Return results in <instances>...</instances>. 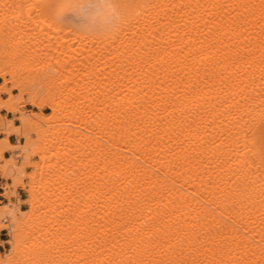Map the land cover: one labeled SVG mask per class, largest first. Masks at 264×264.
Returning <instances> with one entry per match:
<instances>
[{
	"label": "bare ground",
	"instance_id": "bare-ground-1",
	"mask_svg": "<svg viewBox=\"0 0 264 264\" xmlns=\"http://www.w3.org/2000/svg\"><path fill=\"white\" fill-rule=\"evenodd\" d=\"M0 78V264H264V0H0Z\"/></svg>",
	"mask_w": 264,
	"mask_h": 264
},
{
	"label": "rangeland",
	"instance_id": "rangeland-1",
	"mask_svg": "<svg viewBox=\"0 0 264 264\" xmlns=\"http://www.w3.org/2000/svg\"><path fill=\"white\" fill-rule=\"evenodd\" d=\"M38 36H40L39 38L40 39H38ZM36 37H37V39L38 40H41L42 41V46L44 47L45 46V48L47 49V47H48V49H47V51H46V49L45 48H43V49H41L40 51H38L39 52V56H38V58H35L36 60H38V61H36V60H31V61H33L32 62V65H31V72L30 73H27V72H22V70H19L18 71V73H21V74H23V77L27 80V79H29L30 81L32 80L33 81V83H35V85L33 86V87H35V88H37L38 90L40 89L41 90V88L42 87H40L41 85L38 83V81L37 80H34V79H36L35 77H36V74L33 76V74L35 73V69H37L40 65H41V63H44L45 61H47V60H49L50 58H53V57H57L58 55H56V53L57 54H59V57H60V55H62L61 57H63V55H64V58H66L67 56H69V55H71L72 54V49H73V46L72 45H70V47L71 48H69V46H65V48L67 47V48H69V49H63L61 52H59L60 50H58L57 49V52L56 51H53L54 50V48H52V46L55 44V43H52V46H46V44H45V38H43V37H45V36H41V34L40 35H36ZM44 39V40H43ZM38 40H36L37 42H38ZM67 44V43H66ZM65 44V45H66ZM44 49H45V51H44ZM41 51H42V53H41ZM50 51V52H49ZM56 52V53H55ZM63 52H65V54H62ZM49 53V54H48ZM52 53V54H51ZM70 53V54H69ZM40 54H42V55H40ZM55 54V55H54ZM44 55H46V56H44ZM51 57H50V56ZM41 57V58H40ZM10 59L11 60V58H9V57H6V59ZM44 58H45V60H44ZM5 59V61H7V63L5 62V66H7L6 68L7 69H9V68H12L13 67V69H15L16 67H18L17 69H19L20 68V66H22L21 65V62L19 61L17 64H14V61H9V60H6ZM40 59V60H39ZM40 61V62H39ZM42 61H44V62H42ZM13 63V64H11V63ZM20 64V65H19ZM37 64V65H36ZM40 64V65H39ZM16 65V66H15ZM35 65H36V68H35ZM15 66V67H14ZM29 74V75H28ZM31 75V76H30ZM33 77V78H32ZM2 81V79L0 78V82ZM35 81V82H34ZM37 82V83H36ZM13 83H14V81L13 80H11V81H9V82H7V86L8 87H13ZM38 84V85H37ZM37 85V86H36ZM40 90L38 91V93H39V95H41L40 94ZM19 89L18 88H12V93L16 96V95H18L19 94ZM0 97L1 98H8L9 97V95L8 94H6V93H1L0 94ZM28 97H29V94L28 93H24L23 94V96H22V98H21V100H20V102L19 103H17L16 104V108H17V111L18 112H16V113H14V112H8L7 110H1L0 112H1V114L3 115V116H5L7 119H12V121H13V123L14 124H18L19 123V120L17 119V116H19V115H21V114H27V113H29V112H31V111H35V112H42V113H45V114H47V113H50L51 112V110L47 107V106H43V107H41V108H37V107H35V106H33V105H31V104H29L28 103ZM1 136H3V134H1L0 133V137ZM9 137H11L12 138V140H11V142L12 143H14V142H16L17 140H19L20 142H23L24 141V138L23 137H17L15 134H10L9 135ZM15 151H17V150H14V151H4V156H10L11 155V153H13V152H15ZM23 159V156L22 157H19V158H17V164L18 165H20L22 162H21V160ZM55 158L54 157H50L49 159H47L45 162H44V164L43 165H45V167H47V165L48 164H50V163H52L53 162V160H54ZM31 160L33 161L34 160V162H40V159L38 158V156L37 155H32L31 156ZM21 162V163H20ZM34 169H35V167H31V166H26L25 168H24V170H23V182L24 183H26V182H28L29 181V179H28V175L29 174H31L33 171H34ZM39 178V175L38 176H36V180H39L38 179ZM7 182H11L12 183V181L11 180H6L5 178H1L0 177V193L3 191V187L7 184ZM27 197V191L24 189V188H22L21 186H19V185H17V184H15V190H14V192H13V195L10 197V200L9 199H6V198H4L1 194H0V205H2V204H4V203H8V204H11V202H13V204L15 203V204H17V206L19 207V208H21V209H26L27 208V204L23 201L25 198ZM17 201V202H16ZM6 222H8V221H6ZM9 236H8V233H7V229H1L0 230V238H2V239H4V240H0V252L2 253V254H4L7 250H8V248H9V245H8V243L5 241L7 238H8ZM3 251V252H2Z\"/></svg>",
	"mask_w": 264,
	"mask_h": 264
},
{
	"label": "crops",
	"instance_id": "crops-1",
	"mask_svg": "<svg viewBox=\"0 0 264 264\" xmlns=\"http://www.w3.org/2000/svg\"><path fill=\"white\" fill-rule=\"evenodd\" d=\"M9 140L11 141V140H12V138H11V137H9ZM0 240H4V239L0 238Z\"/></svg>",
	"mask_w": 264,
	"mask_h": 264
}]
</instances>
